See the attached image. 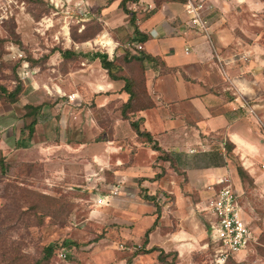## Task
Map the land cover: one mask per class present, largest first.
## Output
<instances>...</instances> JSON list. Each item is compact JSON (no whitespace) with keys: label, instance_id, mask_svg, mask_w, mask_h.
<instances>
[{"label":"crops","instance_id":"obj_1","mask_svg":"<svg viewBox=\"0 0 264 264\" xmlns=\"http://www.w3.org/2000/svg\"><path fill=\"white\" fill-rule=\"evenodd\" d=\"M42 1L56 15L71 0H58L56 6ZM77 1L83 27L97 0ZM188 1L201 6L206 31L192 27ZM253 1L185 0L157 8L154 0H99L98 33L83 35L80 28L74 41L63 26L58 36L64 41L57 35V43L49 41L41 85L58 103L44 105L43 112L54 122L58 112L60 120L54 129L44 128L49 134L43 142L29 140L19 148L58 150L56 164L65 167L67 181L84 190L99 186L88 193L92 229L101 232L89 249L97 262L87 258L88 264H162L161 253L168 264H198L213 246L207 200L224 178L236 190L242 218L252 230L246 204L264 203V37L245 33L232 10ZM100 54L120 67L118 75L142 79L147 103L129 119L121 113L129 98L124 81L108 76ZM141 55L148 59H134ZM23 66L32 81L24 80L22 97L34 98L41 71L25 61ZM65 107H73V113ZM71 118L77 129L67 128ZM133 122L165 160H157L160 153L137 136ZM74 130L72 143L60 141ZM97 198L107 205L97 204ZM255 241L253 232L250 246L239 254ZM139 243L142 250L136 252Z\"/></svg>","mask_w":264,"mask_h":264},{"label":"rangeland","instance_id":"obj_2","mask_svg":"<svg viewBox=\"0 0 264 264\" xmlns=\"http://www.w3.org/2000/svg\"><path fill=\"white\" fill-rule=\"evenodd\" d=\"M98 2L93 5L90 3L88 20L81 27L82 10L77 0L67 2L56 15L52 7L42 0H0V84L13 89L18 81L23 85L26 80L30 83L32 80L26 79L28 74L22 64L31 54L43 59L49 41L57 43L58 39L54 35L58 36V33L67 29L72 37V33H79L80 28V33H98L94 13ZM253 3L248 6L242 2L243 6L237 7V14L234 9L232 14L237 15L235 20H242L241 28L245 33H260L264 37V0H254ZM63 26H67L66 29ZM58 38L64 41L60 35ZM43 69L44 61L40 60L38 70L41 72L37 77L40 86L34 98L22 97L26 87L23 86L15 104L0 100V149L6 165L5 174L0 173V261L2 255L3 258L9 257L8 264H32L42 259L45 248L52 247V256L44 264H88L89 260L95 263V258H89V249L94 246L90 244L101 232L96 233L92 229L88 204L93 195L88 193L93 191L94 194L99 186L84 190L80 187L82 184L67 181L63 174L65 167L57 165L58 150L27 151L19 148L24 143L28 145L29 140L43 142V137L49 134L44 128L54 129L53 126L57 127L60 120L58 112L52 115L56 122L50 121L46 112H43L48 108L44 105L54 106L58 103L47 95V89L41 85L45 78ZM52 76L56 75L53 73ZM28 103L43 105L36 114V125L30 138L25 127L33 119L23 117V105ZM60 103L62 107H69L64 102ZM72 110L74 108L70 107L66 111L69 114ZM71 119L74 123H67V128L77 129L75 118ZM37 124L40 127L36 131ZM56 135L59 139L60 135ZM76 135V130L67 134L65 132L59 140L70 144ZM51 137L53 140L54 136ZM58 139L55 137V141ZM246 206L247 219L256 241L247 252L234 255L224 264H264V203L249 201ZM64 242L70 245L64 246ZM133 248L136 252L142 250L140 243ZM117 249L122 252L120 246ZM62 250L66 254L65 259L57 257ZM213 255L210 245L203 260L197 261L198 264L214 263ZM7 261L8 258L0 264H6Z\"/></svg>","mask_w":264,"mask_h":264},{"label":"built area","instance_id":"obj_3","mask_svg":"<svg viewBox=\"0 0 264 264\" xmlns=\"http://www.w3.org/2000/svg\"><path fill=\"white\" fill-rule=\"evenodd\" d=\"M48 1L56 6L58 0ZM200 8V5H195L191 1H188L185 5L192 27L204 32L206 31V24L202 19ZM137 48L140 49L141 46L137 45ZM72 97L69 96V99L71 100ZM218 184L217 189L211 190V196L207 200V210L213 217L210 225L214 251V263L212 264H224L229 258L246 250L253 240V232L242 218L238 204L239 197L230 179H221ZM115 193L116 190L112 194L115 195ZM96 202L97 204L107 205L105 198H97ZM65 256L63 250L57 254L59 259H64Z\"/></svg>","mask_w":264,"mask_h":264},{"label":"trees","instance_id":"obj_4","mask_svg":"<svg viewBox=\"0 0 264 264\" xmlns=\"http://www.w3.org/2000/svg\"><path fill=\"white\" fill-rule=\"evenodd\" d=\"M31 1V0H30ZM169 2H175V3H184L185 0H154V4L155 6L158 8L160 7V5L162 3H169ZM132 24H133V19H131L130 21ZM96 27H97V30L99 31V27H98V24L96 23ZM135 33H137V31L135 30L134 31ZM87 34V32H83V35ZM71 36V34H70ZM73 37V38H72ZM72 39L75 41H79L77 38V33H72ZM140 40H144V39H140ZM29 54V53H28ZM31 54V53H30ZM48 55V54H47ZM46 54L44 55V57H42L43 59H39L38 56H33L32 54L30 55L31 57L29 58L28 57V60L25 61L28 63V67L29 68H34V67H39V61L40 60H43L45 62L46 60V57L48 58ZM42 56V55H41ZM66 58H69L68 56ZM98 58L100 60V63H101V67L103 69L106 70L108 76L113 79V80H118V79H121L124 81V87H123V90L129 95V98L127 100V102L122 106V109H121V113H122V117L125 118V119H129V113L130 112H135L138 108L140 107H144L146 105V99L144 97V89H143V82H142V79L140 78H137L136 80H131V78H133V76H130V79L129 78H124L120 75H118V72L120 67H118L115 62L113 61H109L107 59V56L104 55V54H100L98 55ZM134 59L136 61H139V62H142L146 59H148V57H146L145 55H141L140 57H134ZM138 70H133V71H130V74L131 75L132 73H137ZM23 83L21 81H18L15 86L13 87V89H8L6 88L4 85L0 84V100L1 101H5L7 102L8 104H15L17 101H18V98H19V95L20 93L22 92L23 90ZM24 110H25V113L23 115L24 118H29V117H32V121L29 123V125H27L25 127V130L28 131V138H30L34 132V127L36 125V114L38 112V110L40 109L39 106L37 107H33V106H30V105H25L24 107ZM131 126L134 128L136 134L138 137L142 138L145 142L149 143V144H152V149L159 152L160 155L158 156V161L159 160H165L166 158V155L162 152V150L157 146V144L152 140L151 136L147 133H143V132H140L139 128H138V125H136L134 122L131 123ZM25 143L24 146L25 147ZM2 151L0 149V173L1 174H5L6 172V165L4 163V159H3V156H2ZM147 238V234L145 236ZM64 246H68L70 245L68 242H64L63 244ZM155 250V249H152V251ZM151 251V250H150ZM148 251V252H150ZM44 255L42 257L41 260H36V261H33L31 262L32 264H44V262L48 261L51 256H52V252H53V249L52 247H48V248H45L44 249ZM8 258V261L6 264H8V262H10V259L9 257H6V258H3V256L1 255V261L0 262H3V261H6ZM159 261L162 263V264H168L164 258V256L161 254H159V257H158ZM29 261V260H28ZM43 261V262H42ZM30 264V263H29ZM172 264V263H170Z\"/></svg>","mask_w":264,"mask_h":264}]
</instances>
